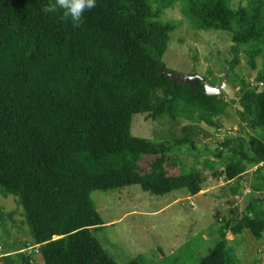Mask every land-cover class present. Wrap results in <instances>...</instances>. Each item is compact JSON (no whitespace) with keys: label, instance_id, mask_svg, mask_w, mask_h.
I'll return each mask as SVG.
<instances>
[{"label":"trees","instance_id":"obj_1","mask_svg":"<svg viewBox=\"0 0 264 264\" xmlns=\"http://www.w3.org/2000/svg\"><path fill=\"white\" fill-rule=\"evenodd\" d=\"M179 1L97 0L74 27L62 13L45 11L55 0H0V189L4 197L17 198L44 264H119L95 236L106 223L91 199L93 191L138 185L156 196L203 191V173L183 166L181 174H169L168 164L176 162L168 146L132 133L139 114L221 128L213 117L228 113L225 95L208 96L203 82L175 84L168 76L164 58L176 27L163 16ZM181 1L199 30L231 36L235 59L224 68L227 76L240 65L242 48L258 69L264 0L239 8L232 0ZM257 81L264 84V71ZM241 88L242 118L264 132V90L249 83ZM188 143L195 147L187 138L179 141ZM230 144L225 143L234 154L225 170L228 182L252 168L262 173L264 136L252 137L247 151L242 138ZM261 180L256 192L264 191ZM261 203L254 199L242 215L235 213L220 232L222 241L199 264H237L228 231L248 230L264 240ZM6 216L12 214L0 207V222ZM22 255L16 254V264ZM128 264L145 263L139 257Z\"/></svg>","mask_w":264,"mask_h":264},{"label":"rangeland","instance_id":"obj_2","mask_svg":"<svg viewBox=\"0 0 264 264\" xmlns=\"http://www.w3.org/2000/svg\"><path fill=\"white\" fill-rule=\"evenodd\" d=\"M248 1L232 0L233 7L239 8ZM184 7L180 0L163 16V21L176 27L164 62L172 73L201 75L206 84L214 87L227 82L235 90L236 98L230 100L225 95L230 103L227 115L213 117L221 128L183 118L154 121L147 115H135L134 136L168 146L170 157L176 162L168 164L169 174H181L184 166L187 170L196 168L207 180L197 196L186 191L156 196L139 185L93 191L91 199L106 223L95 231V236L119 264H128L139 257L145 264H199L222 241L220 232L236 217L235 213H240L238 217L242 215L254 199L263 203L260 207L264 205V191L253 189L262 183L264 169L259 174L257 168H252L234 182L225 178L229 157H234L225 143L229 141L230 147H234L242 138L247 151L252 137L264 136L263 131L253 130L242 118L243 108L237 95L243 83L264 90V84L257 81L258 74L264 71V55L257 58L258 69L254 70L246 48H242L240 65L234 68L231 77L227 76L224 68L231 67L235 59L231 36L199 30L185 15ZM185 138L194 142L195 147L179 144ZM0 207L6 214H12L0 222V264H16L19 253L25 258L20 264H44L39 254H35L31 229L17 198L4 197L0 189ZM227 240L237 264H264L263 239H256L246 230L238 235L228 231Z\"/></svg>","mask_w":264,"mask_h":264},{"label":"clouds","instance_id":"obj_3","mask_svg":"<svg viewBox=\"0 0 264 264\" xmlns=\"http://www.w3.org/2000/svg\"><path fill=\"white\" fill-rule=\"evenodd\" d=\"M97 0H55L46 12H60L74 27H80L86 14L96 7Z\"/></svg>","mask_w":264,"mask_h":264},{"label":"water","instance_id":"obj_4","mask_svg":"<svg viewBox=\"0 0 264 264\" xmlns=\"http://www.w3.org/2000/svg\"><path fill=\"white\" fill-rule=\"evenodd\" d=\"M168 76L172 78L175 84L185 83L190 86H195L203 82L206 86L208 96L221 97L227 95L230 100H235L236 98L235 90L227 82H223L221 87L218 88L206 84V79L201 75L189 76L181 73H168Z\"/></svg>","mask_w":264,"mask_h":264}]
</instances>
